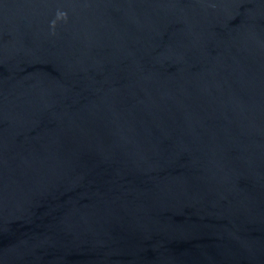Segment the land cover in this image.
Returning a JSON list of instances; mask_svg holds the SVG:
<instances>
[{
	"label": "water",
	"instance_id": "water-1",
	"mask_svg": "<svg viewBox=\"0 0 264 264\" xmlns=\"http://www.w3.org/2000/svg\"><path fill=\"white\" fill-rule=\"evenodd\" d=\"M0 264H264V0H0Z\"/></svg>",
	"mask_w": 264,
	"mask_h": 264
}]
</instances>
